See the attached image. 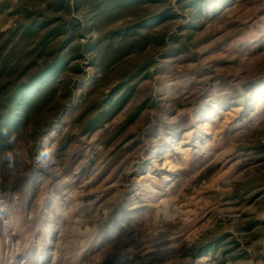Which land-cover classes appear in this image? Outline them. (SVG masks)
Masks as SVG:
<instances>
[{
    "label": "rangeland",
    "instance_id": "rangeland-1",
    "mask_svg": "<svg viewBox=\"0 0 264 264\" xmlns=\"http://www.w3.org/2000/svg\"><path fill=\"white\" fill-rule=\"evenodd\" d=\"M3 46L45 73L0 125V264H264V0H0Z\"/></svg>",
    "mask_w": 264,
    "mask_h": 264
},
{
    "label": "trees",
    "instance_id": "trees-1",
    "mask_svg": "<svg viewBox=\"0 0 264 264\" xmlns=\"http://www.w3.org/2000/svg\"><path fill=\"white\" fill-rule=\"evenodd\" d=\"M44 26L45 23L42 22L40 27L42 28ZM35 27L36 26L33 25L22 28L17 42H15L17 30L13 32L9 31L4 46H6L11 40V42H15L14 45L17 47L24 40L28 39L30 34L36 32ZM4 46L0 48V51H3ZM15 47L13 50L11 49L8 53H6L5 57L0 58V125L8 121L12 116L13 105L17 97L27 92L29 87L45 73L44 70L30 72L32 64H27L14 77V71L16 72V70L15 66L11 65L10 61L14 53V49H16Z\"/></svg>",
    "mask_w": 264,
    "mask_h": 264
},
{
    "label": "clouds",
    "instance_id": "clouds-1",
    "mask_svg": "<svg viewBox=\"0 0 264 264\" xmlns=\"http://www.w3.org/2000/svg\"><path fill=\"white\" fill-rule=\"evenodd\" d=\"M5 134H7V130H4ZM15 140V135H11L8 139V143H12ZM12 160L11 154H9V161ZM36 166L42 170H48L50 167L57 163V157L55 151L52 148H44L42 149L35 158ZM11 167V163L9 164Z\"/></svg>",
    "mask_w": 264,
    "mask_h": 264
}]
</instances>
